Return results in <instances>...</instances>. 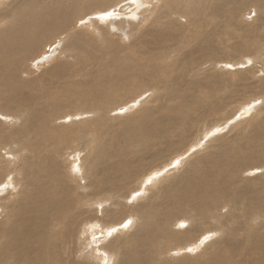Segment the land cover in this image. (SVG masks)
<instances>
[{
	"label": "bare ground",
	"instance_id": "obj_1",
	"mask_svg": "<svg viewBox=\"0 0 264 264\" xmlns=\"http://www.w3.org/2000/svg\"><path fill=\"white\" fill-rule=\"evenodd\" d=\"M156 2L0 0V264H264V0Z\"/></svg>",
	"mask_w": 264,
	"mask_h": 264
},
{
	"label": "rangeland",
	"instance_id": "obj_2",
	"mask_svg": "<svg viewBox=\"0 0 264 264\" xmlns=\"http://www.w3.org/2000/svg\"><path fill=\"white\" fill-rule=\"evenodd\" d=\"M153 2V3H152ZM155 2V3H154ZM141 3H142V0H141ZM151 4H153V6H154V4H157V2H156V0H153V1H147L146 2V5L148 6V7H145V4L144 3H142V5H141V7L142 8H140V10H145L146 8H149V10H152L154 7H152L151 6ZM140 10L139 11H137V14H139L140 13ZM246 12H248V10H246ZM128 20L127 19H125V23L127 22ZM132 21V20H131ZM133 22V21H132ZM81 23H83V21H81ZM124 23V24H125ZM53 35H51V36H48V37H46L45 38V40H47V39H49V38H51ZM42 48H43V46L40 48V51L42 50ZM44 68L45 67H41L40 69H34L33 67H29V70H36V72H35V74L34 75H40L41 73H42V71L44 70ZM243 68V67H242ZM144 95V94H143ZM143 97H140L138 100H141ZM221 99H222V101H223V105L221 106V108H220V113H226V112H228L229 110H232L234 107H235V105L237 104V103H239V101H234V102H231V100L230 99H227V98H225L224 97V95L223 94H221ZM137 100V101H138ZM139 102V101H138ZM239 108H244V106H242V105H240L239 106ZM234 111V110H233ZM116 113V112H115ZM85 114V113H84ZM119 114V113H118ZM86 115V114H85ZM115 115H117V114H115ZM75 116L76 117H78V118H75ZM82 116H84V115H74V116H72V117H70V118H72V120H79ZM85 118H87V116H85ZM113 119H118V118H116V117H112ZM71 120V119H70ZM230 133H227V136L229 135ZM216 142H214V143H212V144H215ZM198 144L196 143V144H194L193 145V147L194 146H197ZM211 145V144H210ZM192 144L191 145H188L187 147H185V150H183V151H180V152H178V153H175L173 156H171L168 160H167V162L164 164V166H162L161 168H157V169H155V167H153V168H151V169H149V170H147L146 171V174H145V178H147L148 176V178H153L152 176H153V174H157V172L158 171H167V174H169L168 172H173V170H176V168H178L180 165V160H183L186 156H188L189 155V157L192 155V154H195L196 152H198V151H196L197 149H195V151L192 153ZM188 150H189V152H188ZM194 150V149H193ZM5 155H6V157H7V153H5ZM178 155V156H177ZM176 159H179V164H177V165H179L178 167L177 166H175V167H173V165H172V162L174 161V160H176ZM170 165V166H169ZM166 167H168V168H166ZM174 168V169H173ZM166 169V170H165ZM155 171V172H154ZM164 174V173H163ZM147 184V183H146ZM133 187V185L131 184V187H130V189ZM143 189L141 188V192H143L142 191ZM140 191V190H139ZM207 235V234H206ZM209 236L210 235H208V237H207V240L209 239ZM169 251V252H168ZM165 252V254H166V259H172V260H174L176 257H178V256H180V255H182L183 254V252H178L177 254H175V253H172V251H171V249L170 250H165L164 251ZM199 253V252H198ZM197 253V254H198ZM174 255V256H173ZM171 262V264H173L175 261H170Z\"/></svg>",
	"mask_w": 264,
	"mask_h": 264
}]
</instances>
